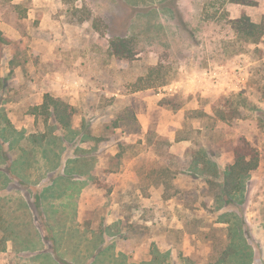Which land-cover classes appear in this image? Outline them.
I'll list each match as a JSON object with an SVG mask.
<instances>
[{
    "label": "rangeland",
    "instance_id": "rangeland-1",
    "mask_svg": "<svg viewBox=\"0 0 264 264\" xmlns=\"http://www.w3.org/2000/svg\"><path fill=\"white\" fill-rule=\"evenodd\" d=\"M253 2L241 14L228 0H0V264H214L238 222L248 264H264V39L244 46L232 24H264ZM118 35L134 39L132 59L112 56ZM46 94H65L72 131L37 110ZM161 95L166 113L182 110L172 131L192 128L193 152L220 148L221 168L231 143L258 149L240 213L187 170L189 152L141 129L142 99ZM223 109L239 118L201 116ZM149 135L169 142L161 158ZM157 160L176 174L170 199L147 177Z\"/></svg>",
    "mask_w": 264,
    "mask_h": 264
},
{
    "label": "trees",
    "instance_id": "trees-1",
    "mask_svg": "<svg viewBox=\"0 0 264 264\" xmlns=\"http://www.w3.org/2000/svg\"><path fill=\"white\" fill-rule=\"evenodd\" d=\"M228 2L248 6L256 5V2H253V0H228ZM232 24L244 46L249 47L251 45H259L263 41L264 24L253 22L247 14H243L242 17L232 20ZM1 36L0 31V37ZM0 39L2 43L7 41L3 37ZM133 42L134 39L128 35L113 36L109 42L112 56L116 57L119 61L123 59H132V55L130 56L132 53L130 51V46ZM258 49L259 48H255V50ZM37 110H41L40 112L46 117V119H52L61 129L69 132L72 131L74 108L67 101L46 94L44 97V103L41 106H38ZM201 116L205 119H216L223 122H226L229 119L239 118V114L236 111L229 113L225 112L224 109L218 110L215 117L209 116L205 112H201ZM190 131L192 132V128L188 129L187 132L179 131V133L183 132V134H189ZM187 134L183 136L177 135V141H191L194 143V138ZM151 136L148 138L149 145L151 144L154 146L155 153L161 158L163 156L162 148L165 147V145L169 146V142L166 140H160L157 143H152L155 139ZM93 140L101 142L100 138L94 137ZM190 151L191 150L188 151L189 156L187 155V158H189L186 164V167L188 168L187 170L190 173H193V176H195L194 173H200L203 176L209 192L212 193V197L217 202H223L224 207H231L234 212L238 210L240 213L239 206H237L234 197L238 196L245 190L248 180L252 174L258 170L261 160L258 149L246 139L239 141L237 144L231 143L228 145L226 152L232 154L233 162L226 165L224 168H221L216 161L221 153L220 148H215L212 145L207 144L197 151ZM176 173H181V171L176 169ZM169 174H171L173 178H171ZM175 175L176 174L172 173V169L168 164H164L161 160L153 161V167L150 168L147 173L148 179L152 181V186H164L165 199L171 198L168 193H170L172 188L171 179L174 180ZM231 202H234V204H231ZM231 217L235 222H243V217L241 218L236 213L232 214ZM230 220L231 219L228 218L224 223L229 224ZM242 226H244V224L238 222L235 226L234 224H231V228H223L226 235H223V255L213 256L214 264H248V258L251 251H248L249 246L243 239L244 235ZM158 253L159 250L157 251V249L153 252V260L158 261Z\"/></svg>",
    "mask_w": 264,
    "mask_h": 264
},
{
    "label": "crops",
    "instance_id": "crops-1",
    "mask_svg": "<svg viewBox=\"0 0 264 264\" xmlns=\"http://www.w3.org/2000/svg\"><path fill=\"white\" fill-rule=\"evenodd\" d=\"M238 6H241V14L243 12L242 9H245V11H248L247 8H245L246 5H240L237 4ZM245 14V13H243ZM240 16V15H239ZM239 16L237 15L235 18H233L234 20L238 19ZM250 17V16H249ZM255 23H258L256 21H253ZM110 48V45H109ZM219 83V82H217ZM219 84H217L218 87ZM232 87V86H230ZM222 89V88H221ZM223 91H226V89L224 88V84H223ZM51 96L55 97V98H61L65 101L68 102L67 98L65 97V94H61L59 96H54L52 94H50ZM161 97H163V95L161 96H149V97H145L143 98V102L142 106H141V114L138 116L139 117V125L141 127V129L143 128L144 131H148L149 129H151V127H153L155 124L156 126L159 128V132L160 135H165L168 139L169 142L171 143V149L175 152V148L177 147H183V152L187 153L190 149V147L192 146V142L191 141H177V131L182 127V122L180 121V113L182 110H178L177 112L175 111H171L170 113H166L167 111L165 110V108H163L161 105L154 104V99H157V101H159L161 99ZM148 101L150 103H148ZM168 115V118L166 121H163V115ZM152 114H155V116H153ZM172 129H177L176 134L174 131H172ZM177 153V152H176ZM182 155H185V154ZM228 154L231 156V161L228 164H231L233 162V157L232 154L228 152ZM226 164V165H228ZM225 165V166H226ZM224 166V167H225ZM227 224V223H225ZM228 226V224H227ZM4 254V252L1 251L0 249V260H1V256Z\"/></svg>",
    "mask_w": 264,
    "mask_h": 264
}]
</instances>
